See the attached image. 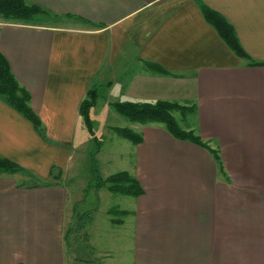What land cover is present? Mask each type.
<instances>
[{
	"label": "crops",
	"instance_id": "0c3cea01",
	"mask_svg": "<svg viewBox=\"0 0 264 264\" xmlns=\"http://www.w3.org/2000/svg\"><path fill=\"white\" fill-rule=\"evenodd\" d=\"M29 1L56 17L0 18V52L47 138L0 99V157L24 169L0 173V264H69L62 179L74 150L90 142L80 109L91 90V118L110 96V114L142 137L123 139L130 160L120 171L144 194L115 226L129 232L114 264H264V0ZM204 4L229 23L246 57L206 19ZM128 101L192 107V129L208 149L163 125L129 122L115 110Z\"/></svg>",
	"mask_w": 264,
	"mask_h": 264
},
{
	"label": "trees",
	"instance_id": "16d2710c",
	"mask_svg": "<svg viewBox=\"0 0 264 264\" xmlns=\"http://www.w3.org/2000/svg\"><path fill=\"white\" fill-rule=\"evenodd\" d=\"M202 11L206 19L213 24L225 39V41L242 57H246V53L242 49L235 31L229 23L218 13L211 8L202 5ZM56 15L49 12L42 5L29 0H0V18L7 23L21 25H36L42 21L49 20ZM152 68L160 74H169L163 68L153 65ZM0 99L7 103L10 107L27 118L35 127V129L44 137L46 130L37 113L31 106V94L26 90L14 76L11 66L5 56L0 52ZM98 100L96 91H90L87 99L82 103L80 113L83 116L88 131L91 135L95 134L93 120L91 118V110ZM184 105L169 101H159L156 103H145L137 101H128L115 104V110L129 122L139 125L159 124L163 125L171 135L181 141H190L197 145L208 149V146L198 136L193 129L183 130L179 126L174 113L183 111ZM194 112V109H193ZM114 131L123 139L131 141L133 144L142 142L140 134L129 128H114ZM95 141L99 138L95 137ZM218 157V155H216ZM24 169L14 162L0 157V173L18 174L23 173ZM93 182L95 189L100 191L108 190L112 194L125 197L135 198L144 194V190L140 182L129 172L120 171L111 174L108 177H103L99 168L93 166ZM117 212L122 217L127 216L128 211H113ZM91 211L85 213L82 223L79 226H68L65 231V241L68 244L76 230L77 233L85 230L92 219ZM112 215V214H110ZM81 216V215H80ZM80 218V217H79ZM113 224H121L122 220H112Z\"/></svg>",
	"mask_w": 264,
	"mask_h": 264
},
{
	"label": "rangeland",
	"instance_id": "374dc122",
	"mask_svg": "<svg viewBox=\"0 0 264 264\" xmlns=\"http://www.w3.org/2000/svg\"><path fill=\"white\" fill-rule=\"evenodd\" d=\"M103 93L104 91L101 94ZM104 100V104L100 101L98 109L92 111L96 133L89 137L88 145L74 150L72 166L62 179L71 195L66 227L79 226L85 213L91 211L92 214L87 228L80 233L75 230L67 244L69 264H114V261L122 260V255L126 252V233L129 230L115 227L119 224H113L112 220H121L123 217L117 212L110 213V210L128 209L132 198L98 191L93 182V166H97L105 177L126 168L130 160L123 138L114 131V128L128 127L115 119L114 114H110V96ZM194 116L190 106H185L182 112L174 113L179 126L186 131L189 127L192 129ZM96 136H101L100 143L95 141Z\"/></svg>",
	"mask_w": 264,
	"mask_h": 264
}]
</instances>
